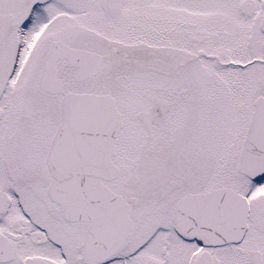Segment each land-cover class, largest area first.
<instances>
[{"label": "snow or ice", "instance_id": "1", "mask_svg": "<svg viewBox=\"0 0 264 264\" xmlns=\"http://www.w3.org/2000/svg\"><path fill=\"white\" fill-rule=\"evenodd\" d=\"M0 264H264V0H0Z\"/></svg>", "mask_w": 264, "mask_h": 264}]
</instances>
